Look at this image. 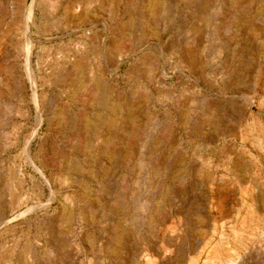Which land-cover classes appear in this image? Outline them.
I'll return each instance as SVG.
<instances>
[{"label":"rangeland","instance_id":"rangeland-1","mask_svg":"<svg viewBox=\"0 0 264 264\" xmlns=\"http://www.w3.org/2000/svg\"><path fill=\"white\" fill-rule=\"evenodd\" d=\"M0 264H264V0H0Z\"/></svg>","mask_w":264,"mask_h":264},{"label":"bare ground","instance_id":"bare-ground-1","mask_svg":"<svg viewBox=\"0 0 264 264\" xmlns=\"http://www.w3.org/2000/svg\"><path fill=\"white\" fill-rule=\"evenodd\" d=\"M32 20H33V3L31 2V4L28 7V10H27V28H26V31H24L25 42H24L23 49L26 53L27 60L29 59L30 52L32 49V38H31L30 32H29L30 24H31Z\"/></svg>","mask_w":264,"mask_h":264}]
</instances>
